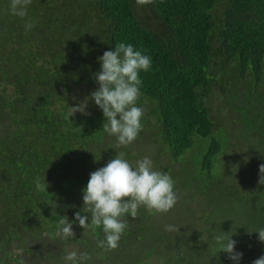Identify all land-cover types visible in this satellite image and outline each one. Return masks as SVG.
I'll return each instance as SVG.
<instances>
[{
	"label": "trees",
	"instance_id": "obj_1",
	"mask_svg": "<svg viewBox=\"0 0 264 264\" xmlns=\"http://www.w3.org/2000/svg\"><path fill=\"white\" fill-rule=\"evenodd\" d=\"M63 1L54 6L47 0H32L27 17L21 19L10 14V0H0V264H21L17 256L21 249L25 254L43 253L38 244H26L42 239L43 233L50 238L48 232L55 236L50 239H56L58 221L68 204L63 192L77 202L90 174L116 158L117 139L103 130L106 117L89 97L99 88L94 79L101 70L98 57L114 51L117 43L131 44L151 59L150 70L139 74L137 102L145 106L143 127L154 130L151 140L179 162L197 148L194 158L202 157L204 171L211 173L215 165L220 169L216 188L212 179L210 187L200 188L201 201L211 194L208 215L220 216L215 223H206L213 227L204 233L210 238L232 236L239 246L244 227L254 250L260 248L264 243L255 232L264 228V185L258 182L259 165L264 163V115L252 104L235 107L243 124L235 134L244 138L241 132L249 128L257 133L253 137L259 146L249 162L226 160L229 149L238 147L233 144L235 134L218 123L203 98L215 84L229 87L230 77L235 82L237 77L253 78V92L254 85L261 84L264 0H153L156 30L143 23L133 0ZM28 21L35 26L26 34ZM214 39L217 54L234 69L221 81H213L211 73ZM235 82L230 87H237ZM76 88L87 100V114L77 112L68 118L69 108L81 104ZM244 96L250 103L260 97ZM231 100L235 96L229 97L230 104ZM149 115L153 125L146 122ZM246 168L253 180L244 176ZM233 177L242 187L234 188ZM244 204L250 210L243 214L239 208ZM125 222L124 233L131 235L130 221ZM193 226L174 240V245L180 242L177 250L183 251L182 244L188 248L193 238L189 232L201 230ZM90 229L97 238L103 231L102 225ZM193 239L194 247L182 254L191 261L181 264H223L228 258L216 243L202 245Z\"/></svg>",
	"mask_w": 264,
	"mask_h": 264
},
{
	"label": "rangeland",
	"instance_id": "obj_2",
	"mask_svg": "<svg viewBox=\"0 0 264 264\" xmlns=\"http://www.w3.org/2000/svg\"><path fill=\"white\" fill-rule=\"evenodd\" d=\"M56 1L57 0H55V2L53 0H47V2H50L54 6H56ZM60 1L64 2L63 0ZM133 3L143 23L152 30L158 29V24L154 18L150 4L147 6H137L136 0H133ZM212 47L214 52L212 60L213 70L211 72L213 81H216V79L221 81L223 76L227 77L234 69L232 66L228 67L225 65L222 61V57L217 54L216 39H214ZM232 82L235 81L233 80V77H230L228 82L229 87L226 88L221 87L219 84H215L203 99L204 103L210 109L212 116L233 136L236 131L243 127V124L239 122L240 116L235 107L244 106L250 108V104H252L254 108L257 106L260 113L264 115V70L263 78L260 82L261 84L259 86H257V84L254 85L255 92H253L252 87L255 83L253 78L244 81L237 77V81L235 82L237 87L235 88L230 87L234 84ZM84 88V86H80V89ZM80 89L76 88V90L79 91ZM92 91L93 90L91 89L87 92L91 93ZM77 93L80 98V103L84 102L85 96L81 94V91H77ZM248 93L252 94L254 97L260 95V97L257 96L256 99L250 103V100L245 99L244 96V94L247 95ZM230 96H235V101L231 100V104L229 103ZM137 106L145 110V106H143L141 102H139ZM153 120V116L149 115L146 122L153 125ZM153 131V128L148 126L143 127L138 133L137 139L128 146H118L117 141H115L118 147L117 155L126 159L133 166H135L137 161L142 160L144 157H149L153 162V170L170 175L175 183L174 192L178 196V201L175 206L167 213H156L155 211L149 212L145 206H141L138 209L137 217L134 219L126 214L122 219L127 222L130 221L129 229L132 234L125 235L124 230L118 248L115 250H107L106 248L98 246V241L105 239L103 231L101 232L100 237L97 238L90 227L84 229L79 226L78 221H75L76 212H81V214L83 212V191H81V197L77 202L74 201L72 194L68 195L62 191L64 195V204L66 205V202L68 203L64 208V216L66 215L69 222L73 223L75 237L65 240L61 236H57L55 240H52L50 238H55L54 235L51 236V233L48 232L50 237L48 238L43 233L42 239L26 244V246L32 245L34 247L38 244L43 253L37 254L33 252V250H30L29 254H25L23 253V249L18 250L17 256L21 258V264H71V262L66 261L64 257L72 251H76L78 254H88V258L82 261L81 264H181L187 260L191 261L186 252L184 253L187 256L184 258L182 257V254L185 249L191 250L194 247L193 238H197L202 245L209 242L216 243L214 238H210L204 233V230L212 229L213 225H207L206 223H215L220 216L218 213L214 212H211V214L208 215L210 212L207 210L208 203L212 201L210 192L206 194L202 201L199 194H202L200 188L204 190V186L206 188L211 186V184L209 185V180L211 179L215 181L213 188H216V186L220 184V181L217 180L220 178V169L216 168L215 165L211 173L204 171L202 157L198 156L197 158H194V153L197 151V148L192 150V152L187 153L181 162L173 158L171 154L162 153L159 144L151 140ZM241 134L245 135L244 138H239V134H235L236 138H233V144H236V146L238 145V147L235 149H229L231 154L226 155V160L229 159L228 157H231L237 160L243 159L245 160L244 163L249 162L250 154L253 155L255 147L259 146L256 138L253 137V135L257 133H253L251 129L247 128V130H243ZM113 140L114 139H110L111 142H113ZM236 140L239 141L237 142ZM122 148H126V152L122 151ZM233 165H235V163ZM198 166H200V168ZM223 167L224 165L222 164L221 169H223ZM196 169L198 170L196 171ZM244 173V176L248 178L251 177V180H253L249 168H246ZM254 177H256V175H254ZM232 183L234 188L242 187L236 177H233ZM213 188H210V191H212ZM247 192H249V188L247 189ZM244 194H247L245 193V190ZM68 199L70 201H68ZM63 201L61 200L60 202L63 203ZM58 206L62 205L58 203ZM38 210L41 211V208ZM239 210L241 211L240 213H247V211L250 210V206H248V204L241 205ZM142 211L145 212L144 215ZM151 213V219H149ZM203 213L206 215L202 216ZM82 215H89V217H91L90 213H84ZM146 215H148V218L145 217ZM204 217L206 218L205 222H203L205 219ZM149 225H154V229H147ZM168 225L174 226L175 230L167 231L166 226ZM192 225H194V230H201L197 232H189L188 234L193 238H190L191 241L187 243L188 248L182 244L184 247L182 248L183 251L177 250L180 247V242L177 245H174V240L178 235H181L185 229H190ZM206 226L209 229H205ZM240 230L242 232L239 236L241 237V245L236 246V251L243 253L240 264H252L255 259L264 255V244L259 242L263 245L258 248L259 250H254L255 244L254 242H251V238L248 239V236L244 235L246 232L244 227ZM170 246H173L175 249H172ZM208 248L209 247H206V250ZM200 249L202 250V247H200ZM258 252L263 253L259 254ZM203 259H205V257H203ZM200 262L202 263L203 260H200ZM13 263L19 264L15 262ZM222 263L235 264L234 261L228 258L226 261L222 260Z\"/></svg>",
	"mask_w": 264,
	"mask_h": 264
},
{
	"label": "clouds",
	"instance_id": "obj_3",
	"mask_svg": "<svg viewBox=\"0 0 264 264\" xmlns=\"http://www.w3.org/2000/svg\"><path fill=\"white\" fill-rule=\"evenodd\" d=\"M153 0H136L137 6H147ZM32 0H10L9 12L15 17L24 19L28 15V7ZM35 25L28 21L25 32ZM101 70L94 73V79L99 88L91 93L90 99L103 111L106 123L103 130L110 136H115L118 146H128L138 137L142 130L141 123L144 110L137 106L140 99V72H147L152 66L149 56L135 50L131 44L117 43L114 51H105L98 57ZM88 98V99H89ZM87 100L79 106H71L68 118L77 112L87 114ZM259 184L264 185V163L259 165ZM178 201L174 192V181L170 175L153 170V162L144 157L131 165L120 155L110 160L106 166L90 174V179L83 190V212H76L75 221L79 226L100 227L102 225L105 239L98 241V246L107 250H115L119 246L121 235L127 223L122 219L126 214L136 218L138 209L145 206L149 212L167 213ZM167 231H173L174 226H166ZM227 233V232H225ZM252 231H249L251 235ZM258 239L264 243V228L258 229ZM57 236L67 240L75 237L73 223L68 217L61 216L57 225ZM220 252L227 254L228 259L240 264L242 252L236 251L237 241L226 235L214 237ZM88 258L87 253L69 252L64 259L71 264H81ZM252 264H264V255L255 259Z\"/></svg>",
	"mask_w": 264,
	"mask_h": 264
}]
</instances>
